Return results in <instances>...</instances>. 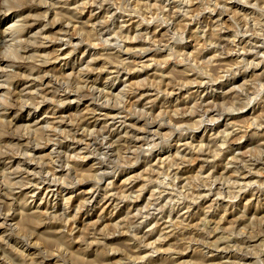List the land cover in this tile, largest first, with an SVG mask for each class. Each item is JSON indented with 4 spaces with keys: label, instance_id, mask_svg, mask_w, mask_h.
Listing matches in <instances>:
<instances>
[{
    "label": "clouds",
    "instance_id": "1",
    "mask_svg": "<svg viewBox=\"0 0 264 264\" xmlns=\"http://www.w3.org/2000/svg\"><path fill=\"white\" fill-rule=\"evenodd\" d=\"M0 264H264V0H0Z\"/></svg>",
    "mask_w": 264,
    "mask_h": 264
},
{
    "label": "rangeland",
    "instance_id": "2",
    "mask_svg": "<svg viewBox=\"0 0 264 264\" xmlns=\"http://www.w3.org/2000/svg\"><path fill=\"white\" fill-rule=\"evenodd\" d=\"M82 188H86L87 187V185H83V186H81ZM97 211H99V209H97ZM109 211H110V209H109ZM105 216H107V212H105Z\"/></svg>",
    "mask_w": 264,
    "mask_h": 264
}]
</instances>
